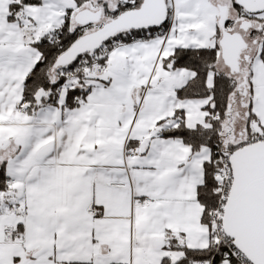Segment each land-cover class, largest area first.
Segmentation results:
<instances>
[{
	"label": "snow or ice",
	"instance_id": "snow-or-ice-1",
	"mask_svg": "<svg viewBox=\"0 0 264 264\" xmlns=\"http://www.w3.org/2000/svg\"><path fill=\"white\" fill-rule=\"evenodd\" d=\"M0 264H264V0H0Z\"/></svg>",
	"mask_w": 264,
	"mask_h": 264
}]
</instances>
